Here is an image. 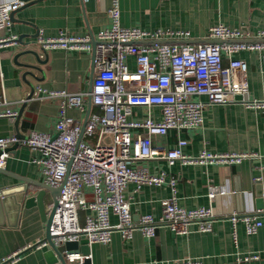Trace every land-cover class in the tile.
<instances>
[{
	"label": "crops",
	"instance_id": "0c3cea01",
	"mask_svg": "<svg viewBox=\"0 0 264 264\" xmlns=\"http://www.w3.org/2000/svg\"><path fill=\"white\" fill-rule=\"evenodd\" d=\"M12 2H19L20 6L12 11L9 34L18 38L16 44L0 46V111L10 109L18 115L26 102L27 105L19 120V131L10 117H0V136L15 133L25 138L30 130L55 131L61 98L49 97L41 91L39 96L27 100L32 85L46 90L84 93V108L71 107L68 114L80 122L82 128L84 124L87 126L93 115L102 113V108L91 104L88 96L93 82L94 52L61 46L43 50L37 38L39 35L54 38L64 30L79 36L90 35L96 42L98 31L111 24L108 15L111 0H40L27 7H22L23 2L19 0H0V4ZM119 4L124 26L185 30L192 36L189 40L200 43L207 41V32L212 25L223 23L242 29L246 33L243 40L264 41L258 36L259 30L264 29V0H119ZM27 50L37 51L43 60L39 63L40 70H33L34 75L26 74L29 68L21 65L33 59L32 54H26ZM231 58L246 61L247 94L253 99L209 104L201 124L181 132L170 130L167 134L155 135L153 143L171 148L180 135L188 141L183 150L194 156L203 150L253 152L256 155L232 164L176 161L170 165L165 159L143 161L153 173L165 172L168 178H178L180 206L187 209L211 207L215 213L213 228L200 231L194 223L188 233L177 234L171 228L161 226L152 237L136 231L129 239L116 231L108 243H89L91 264H166L182 260H198L199 264H264V106H250L252 102H264V58L258 49H244L232 55L224 52L223 63L229 64ZM194 98L206 99V96L195 95ZM135 111L140 117L147 114L145 107H136ZM152 113L156 119L161 118L159 107H153ZM80 137L94 145L98 129L90 133L85 129ZM9 150L6 165L0 170V188L26 185L27 196H34L44 189L45 213L37 204L26 207L22 203L17 211L15 192L7 196L6 205L0 208V264H50L47 246L37 245L39 238L47 235L46 216L54 202L51 190L44 186L47 183L42 169L34 160L43 154L20 144ZM257 182L262 184V207H258L254 192ZM210 186L221 190L214 198L209 196ZM126 195L137 220L144 213L159 216L162 202L172 195V190L167 183L144 184L140 190L130 183ZM233 215H255L263 223L256 233L249 234L242 219L234 225ZM111 220L117 222V217L112 216ZM80 223H85L83 210L80 211ZM255 255L257 257L244 259ZM9 257L12 258L7 261Z\"/></svg>",
	"mask_w": 264,
	"mask_h": 264
},
{
	"label": "built area",
	"instance_id": "2783aa9c",
	"mask_svg": "<svg viewBox=\"0 0 264 264\" xmlns=\"http://www.w3.org/2000/svg\"><path fill=\"white\" fill-rule=\"evenodd\" d=\"M19 6V2L0 4V46L17 42L18 37L9 34V30L12 11ZM108 15L111 24L98 31L96 44L90 35L79 36L64 30L54 38L40 35L37 38L43 50L61 46L94 52L93 82L88 96L93 104L102 108V113L93 115L85 129L89 133L98 129L96 144L80 140L82 125L68 114L71 107L84 108V93L37 86L34 95L39 96L42 91L49 97L61 98L55 131L30 130L25 138L15 133L0 136V167L6 165L9 148L14 144L42 152L43 155L34 160L41 167L45 182L61 188L49 229L56 246L83 238L89 243H108L116 231L126 239L136 231L152 237L161 226L185 234L196 223L198 230L210 231L215 219L213 209L180 206L178 178H168L165 172L153 173L143 161L165 159L170 165L176 161L232 164L254 157L253 152L212 153L207 150L194 156L183 150L188 141L180 135L171 148L154 145L153 136L198 126L207 105L232 102L237 95L247 93L246 61L231 58L225 65L224 52L232 55L244 49H258L264 58V41L243 40L246 33L242 29L217 23L209 28L207 41L167 42L162 40L192 36L185 30L124 26L119 0H111ZM258 36L264 38V29L259 30ZM234 39L238 40L228 41ZM195 95H205L206 99H195ZM250 106L263 107L264 102H252ZM136 107L147 108V114L140 117ZM153 107L160 108V119L154 117ZM17 113L6 109L0 111V117L16 118ZM130 183L136 184L137 190L144 184L170 186L172 195L163 200L159 216L144 213L135 220L126 195ZM220 191L210 186L209 196L214 198ZM2 195L3 188H0ZM81 210L85 211L84 224L80 223ZM112 216L117 217V222L111 220ZM239 219L245 222L249 234L256 233L263 223L255 215H233L234 225ZM37 245L48 247L46 236L39 238ZM64 255L68 264H84L88 257L80 250H66ZM255 257L245 256L244 259ZM199 263L198 260H182L166 264Z\"/></svg>",
	"mask_w": 264,
	"mask_h": 264
},
{
	"label": "water",
	"instance_id": "95a60500",
	"mask_svg": "<svg viewBox=\"0 0 264 264\" xmlns=\"http://www.w3.org/2000/svg\"><path fill=\"white\" fill-rule=\"evenodd\" d=\"M19 1H21V3L23 2L22 7H27V6H29V5H31V4H33L35 2H38L40 0H19ZM11 19H13V12L11 14ZM162 41L197 43V42H195L193 40H189V39H184V40H162ZM94 44H96V42H94ZM26 54H32L33 59L28 60L27 62H24L21 65L29 68V70L26 72V74L34 75L33 70H40L39 63H41L43 60L41 59L40 54L37 51H35V50H27ZM93 67H94V65H93ZM34 92H35V86L32 85V90L29 93V95L27 96V100L32 99V97L34 96ZM1 94H2V84H1V80H0V96H1ZM236 97H237V99H240V98L248 99V98H250L247 93H245L243 95H237ZM250 99H253V98L251 97ZM89 100H90V103L92 104L91 96H89ZM26 105H27V102L20 109L19 114L17 115L16 118H11L10 119L12 122L15 123V126H16L17 130H18L19 120H20V118H21V116H22V114L24 112V109H25ZM85 127H86V124H84V126L82 128V131L85 130ZM80 140H81V137H80ZM17 146H18V144H14L11 148L15 149ZM11 148H9V149H11ZM0 170H1V167H0ZM4 172H6V171L4 170ZM44 186L46 188H49V190H51V192L53 194V199H54L53 207H52V209L50 211V214L46 216L47 217V235H46V238L49 241V246L47 247L48 248L47 259H48L49 263L50 264H68L67 260L65 258V255H64L66 250H78L80 248L81 252L83 254L89 255L90 247H89V242H88L87 238H83L80 241H68V242H66L64 244H61L59 246H56L54 244V242L52 240V237L50 235L49 229H50V225H51V222H52V218H53L54 212L56 210V207H57V204H58V201H59L60 189L61 188L58 187V186L51 187L48 184H46ZM14 192H15V197L14 198L16 199L15 202H17V208H16L17 211L21 208V205L23 203L26 207L31 206L33 204H37V205L40 206L41 210L45 213V210L43 209V198H44V195H45V190L44 189L40 190L34 196H27V187H26V185L21 186V187H15V188L5 187L3 189V195L0 196V208H1V205L2 206L6 205V203L8 201V197L7 196L10 193H14ZM254 192H255L256 197H258V199H257L258 207H262V203H261L262 200L260 198L261 195H262V184L260 182H257V184L255 185ZM2 208H3V210H6V209H4V207H2ZM3 223L4 222H2V224ZM84 264H91L90 260H89V257H87L85 259V263Z\"/></svg>",
	"mask_w": 264,
	"mask_h": 264
}]
</instances>
